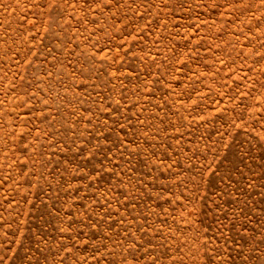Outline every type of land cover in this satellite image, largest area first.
I'll list each match as a JSON object with an SVG mask.
<instances>
[{"label":"rangeland","instance_id":"obj_1","mask_svg":"<svg viewBox=\"0 0 264 264\" xmlns=\"http://www.w3.org/2000/svg\"><path fill=\"white\" fill-rule=\"evenodd\" d=\"M0 264H264V0H0Z\"/></svg>","mask_w":264,"mask_h":264}]
</instances>
